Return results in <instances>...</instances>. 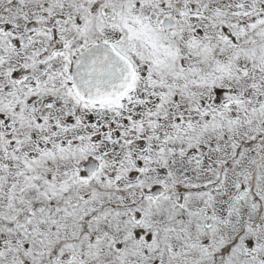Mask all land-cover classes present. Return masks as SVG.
Returning <instances> with one entry per match:
<instances>
[{
	"label": "snow or ice",
	"instance_id": "1",
	"mask_svg": "<svg viewBox=\"0 0 264 264\" xmlns=\"http://www.w3.org/2000/svg\"><path fill=\"white\" fill-rule=\"evenodd\" d=\"M0 264H264V0H0Z\"/></svg>",
	"mask_w": 264,
	"mask_h": 264
}]
</instances>
